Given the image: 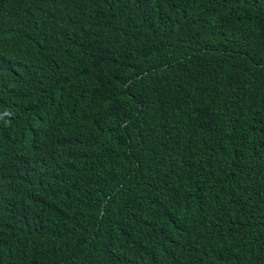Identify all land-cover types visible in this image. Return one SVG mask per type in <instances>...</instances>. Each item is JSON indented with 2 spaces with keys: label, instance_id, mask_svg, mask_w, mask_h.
<instances>
[{
  "label": "trees",
  "instance_id": "1",
  "mask_svg": "<svg viewBox=\"0 0 264 264\" xmlns=\"http://www.w3.org/2000/svg\"><path fill=\"white\" fill-rule=\"evenodd\" d=\"M7 214L0 264H264V0H0Z\"/></svg>",
  "mask_w": 264,
  "mask_h": 264
},
{
  "label": "rangeland",
  "instance_id": "2",
  "mask_svg": "<svg viewBox=\"0 0 264 264\" xmlns=\"http://www.w3.org/2000/svg\"><path fill=\"white\" fill-rule=\"evenodd\" d=\"M0 220H2L0 222V225H1V223H3L2 227L5 228V227H8L13 222V216L10 214H7V215L3 216L2 218H0ZM14 224H15V220H14ZM0 233H2V231H0Z\"/></svg>",
  "mask_w": 264,
  "mask_h": 264
}]
</instances>
